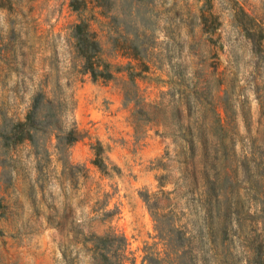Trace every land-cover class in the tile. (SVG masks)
Wrapping results in <instances>:
<instances>
[{
	"label": "rangeland",
	"instance_id": "rangeland-1",
	"mask_svg": "<svg viewBox=\"0 0 264 264\" xmlns=\"http://www.w3.org/2000/svg\"><path fill=\"white\" fill-rule=\"evenodd\" d=\"M71 1L0 0V132L44 95L34 141L0 135V264H98L90 240L109 232L127 239L124 264H144L147 246L164 247L141 192L176 227L206 226L200 198L175 192L186 127L223 135L227 149L210 141L217 158L207 163L228 178L233 218L226 241L195 247L188 264H249L252 240L264 236V0H86L80 10ZM81 21L101 58L121 67L111 80L84 71L73 36ZM129 62L141 72L134 82ZM73 126L78 140L66 148L58 138ZM99 145L106 172L93 164ZM212 212L216 224L225 206Z\"/></svg>",
	"mask_w": 264,
	"mask_h": 264
},
{
	"label": "trees",
	"instance_id": "trees-1",
	"mask_svg": "<svg viewBox=\"0 0 264 264\" xmlns=\"http://www.w3.org/2000/svg\"><path fill=\"white\" fill-rule=\"evenodd\" d=\"M96 1L102 5L103 0ZM86 4V0L71 1V7L73 10H80L86 6ZM242 12L245 13L243 9ZM73 31L79 55L84 60V71L90 73L93 80L96 81L101 78L104 81H108L114 77V72L121 71V67H116V69H114L113 64L106 62L101 58V45L95 32L90 30L87 22L81 21L77 23L74 26ZM249 37L253 40L255 46L258 45L254 38V34H251ZM257 49L260 50L261 48ZM143 66L142 71L149 68L148 64L144 63ZM125 68L130 71L128 75L132 82L135 81L136 76L141 75V72L133 73L134 67L130 62ZM199 97H202L201 94H199ZM42 98H44L42 93H39L35 97L32 108L28 112L24 121L16 122L9 131L0 132L1 137H3L6 142L20 143L26 139L31 141L35 140V133L39 131V126L42 123L38 114ZM185 99L186 110L187 112H190L192 109L191 99L188 95ZM187 116H189V114H187ZM217 121L220 122V119L217 118ZM217 127L218 128L214 131L216 134H219V132L223 131V126L220 123ZM178 133V140L181 141V144L177 149V156L183 159L182 163L185 164V167L181 171L180 181H182V183L176 186L175 190L177 191L175 192L177 195L181 194L178 192L183 188L185 193L191 194L194 197L198 196L201 203L206 206V209L209 212L207 217L210 219V222H208L206 226H199L197 222H192L193 227L191 232H188L187 226L176 227L175 216L170 215V213L161 214L158 211L154 212L153 209H160L157 206L158 201L151 203L149 193L141 192V196L146 202L151 211V215L156 222V235L161 239V243L164 247L163 250H159L157 248V243H154L152 246H147V254L143 259L144 264H188V255L197 249L195 247L204 249L208 243L216 245L218 241L224 242L233 231V218L229 211L231 210L232 203L224 188L228 178L221 179L220 176H213L210 174L207 163V161L213 156L210 166L211 168L215 166L217 158L215 156L216 151L213 153L210 150L209 143L212 141L211 143L214 146L220 144L225 148L226 143L223 135L220 134V138L214 140L213 134L212 137L209 138L207 131L199 130L194 132L190 127L181 129ZM58 140L59 143H63L66 148H69L78 140L75 127L73 126L63 137L58 138ZM198 147H202V156L206 160L201 168V170H203L202 183L197 175L196 164L194 161ZM95 150L93 164L102 172H106L108 164L103 156L104 148L99 145ZM190 167H192L193 170H190ZM260 204L261 221L264 224V192L261 194ZM216 206H225V213L220 218L219 222L215 224L212 210ZM237 223L242 224L241 220L237 221ZM195 243H198L199 246H196ZM251 244L253 245V254L249 260V264H264V236L261 235L259 238L252 240ZM90 245L91 247L89 250L93 252V258L98 261V264H124L127 247V239L124 235L118 236L115 232H109L102 236L94 235L90 240Z\"/></svg>",
	"mask_w": 264,
	"mask_h": 264
}]
</instances>
